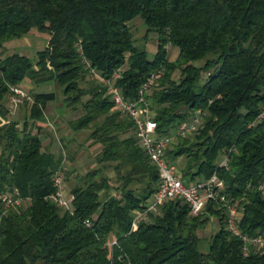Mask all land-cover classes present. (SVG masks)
Returning a JSON list of instances; mask_svg holds the SVG:
<instances>
[{
  "label": "trees",
  "instance_id": "trees-1",
  "mask_svg": "<svg viewBox=\"0 0 264 264\" xmlns=\"http://www.w3.org/2000/svg\"><path fill=\"white\" fill-rule=\"evenodd\" d=\"M138 17L147 35L158 36L153 58L134 39L130 23ZM34 32L48 37L35 60L0 55V191L17 190L24 200L17 207L0 201V264H264L262 249L251 245L244 254L219 201L209 200L200 215L183 200L167 201L133 231L135 214L159 189L160 173L133 121L99 79H90L92 71L103 79L120 71L115 86L136 101L161 71L148 97L157 133L173 135L202 113L199 130L178 140L168 160L184 159L180 178L188 186L216 173L221 193L242 214L240 232L264 238V0H0V50ZM169 47L178 50L174 61ZM25 81L36 88L56 83L64 106L84 111L70 129L91 132L89 141L101 146L102 167L74 178L70 211L51 199L62 169L68 188L70 152L56 153L41 138L56 93L35 92L32 105L24 101L23 128L10 118L12 88ZM223 155L228 168L220 166ZM209 226L214 235L202 252L199 234Z\"/></svg>",
  "mask_w": 264,
  "mask_h": 264
},
{
  "label": "built area",
  "instance_id": "built-area-1",
  "mask_svg": "<svg viewBox=\"0 0 264 264\" xmlns=\"http://www.w3.org/2000/svg\"><path fill=\"white\" fill-rule=\"evenodd\" d=\"M92 77L99 79L107 88V95L111 97L114 105L124 116L130 118L135 127L136 136L139 139L142 148L148 155L151 162L155 165L160 173V186L158 191L152 197L151 203L147 206L144 212H137L132 224L133 231L138 230L141 221L149 214L158 211V208L167 201L183 200L190 208L193 215L203 213L207 202L213 200L224 203L228 207L229 216L227 219V229L233 234L239 236L244 242L243 252L248 255L250 246L254 245L264 252V238H251L244 235L237 227L242 214L236 205L223 195L221 191L224 189V183L215 173L212 178L206 182H200L195 185H186L180 178V171L176 163H172L167 158L168 150L180 139L188 138L199 130L202 123V113L199 112L189 122L181 124L176 132L170 136H161L157 133L158 125L155 121V113L151 108L148 97L151 96L158 81L162 77V72L159 71L153 74L147 83L143 86L140 96L136 101H130L124 97L121 90L115 86V81L121 77V72L116 71L111 78H101L95 72H91ZM25 100L31 101L27 93L21 86L12 88V95L9 99L13 108H18ZM260 120L264 119V108L259 116ZM228 155L222 156L221 167H227ZM228 168V167H227ZM54 186L56 188L55 195L51 198L57 205L64 210H72L73 196L68 195L65 182L64 169L58 171L54 176ZM0 201L6 207H17L24 201L19 191H0Z\"/></svg>",
  "mask_w": 264,
  "mask_h": 264
},
{
  "label": "rangeland",
  "instance_id": "rangeland-1",
  "mask_svg": "<svg viewBox=\"0 0 264 264\" xmlns=\"http://www.w3.org/2000/svg\"><path fill=\"white\" fill-rule=\"evenodd\" d=\"M134 39L137 42V46L140 48H146L149 56L153 58L157 52L158 45V36L156 34L147 35V28L145 27L142 19L140 17L136 18L130 23ZM32 35H37L38 37L44 38L48 41L47 36H43L37 32L30 34L29 40H31ZM21 40V39H20ZM20 40H14L6 44V51L0 50V55H11V54H20L25 53L23 47L20 45ZM47 46V45H46ZM45 46L36 45L34 47L28 48L27 56L33 60L37 58V53L41 51ZM178 56V50L173 47H169V58L174 61ZM197 66H203L204 62H199ZM207 74H203L201 83L203 84L206 81ZM175 79L178 78V74L174 76ZM91 80H96L97 78L92 77L90 74ZM31 86L23 90L31 98L35 92L39 93H51L55 92L57 95V100L53 103H50L45 111L47 121L45 124H42L41 138L46 147H51L56 153L61 152L65 149L66 153L70 152V157L68 158L69 172L71 174L70 180L67 182L68 190H71L74 184V178L78 175H85L88 172L99 169L102 165H99L97 160V155L101 149L100 145L95 144L93 141H89V136L91 132H73L69 127V122L77 120L80 118L84 111L82 109L77 112H73L71 109L64 106V95L62 89L57 86V84H52L49 86L36 88L33 83ZM33 102V101H32ZM32 102L29 101L30 105ZM21 104L18 108H13L10 112V118L20 121V128H23L25 119L29 115V110H24L21 107ZM11 109V106L9 105ZM33 125V124H32ZM39 124H35L34 133L38 132ZM67 146V148H65ZM184 163V159H179L177 161V166L179 171H181V166ZM107 174L112 179L115 178V173L113 170H108ZM115 181V180H114ZM200 237L203 239V245H201V251L207 252L211 243L212 236L214 235L212 227L209 226L204 232H200ZM210 237V239H209Z\"/></svg>",
  "mask_w": 264,
  "mask_h": 264
},
{
  "label": "crops",
  "instance_id": "crops-1",
  "mask_svg": "<svg viewBox=\"0 0 264 264\" xmlns=\"http://www.w3.org/2000/svg\"><path fill=\"white\" fill-rule=\"evenodd\" d=\"M29 36L30 35H27L26 37H24V38H22L20 41H21V46L23 47V50H24V52L25 53H21V55L22 56H27V54L26 53H28L27 51H28V48L29 47H34V46H38V45H40V46H45L46 47V45H47V43H48V41H46L44 38H40V37H38L37 35H32V37H31V40H29L28 38H29ZM44 47V48H45ZM21 88H24V89H26V88H28V87H30L31 86V84H30V82L29 81H25V82H23L21 85ZM44 143V142H43ZM67 193H68V195H70V196H72L71 195V193H70V191L68 190V188H67ZM212 228H215V226H212Z\"/></svg>",
  "mask_w": 264,
  "mask_h": 264
}]
</instances>
